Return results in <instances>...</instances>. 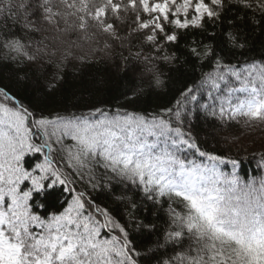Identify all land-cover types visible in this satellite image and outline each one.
I'll list each match as a JSON object with an SVG mask.
<instances>
[{"label":"snow or ice","instance_id":"1","mask_svg":"<svg viewBox=\"0 0 264 264\" xmlns=\"http://www.w3.org/2000/svg\"><path fill=\"white\" fill-rule=\"evenodd\" d=\"M117 45L143 71L105 99ZM233 125H264V0H0V264H264Z\"/></svg>","mask_w":264,"mask_h":264},{"label":"trees","instance_id":"2","mask_svg":"<svg viewBox=\"0 0 264 264\" xmlns=\"http://www.w3.org/2000/svg\"><path fill=\"white\" fill-rule=\"evenodd\" d=\"M181 43H183V41H181ZM257 49H259V42L257 43ZM127 55V49H122L119 45H117L109 56H104L103 54L98 55L97 59L100 62L97 64H92L85 71L84 74L86 77L94 76L97 79L103 77L107 84V92L105 93V99H112L113 97H115L116 99H120L117 93L122 90L123 87L130 81H133L134 79L139 80L140 74L143 71V66H138L136 69L130 68L126 73L123 71V57ZM160 70L162 72L167 73L168 67L165 65H161ZM72 72L73 68L72 66H69V79H71ZM173 75H175V73H173ZM144 83L146 86L147 79H145ZM167 99L168 97L162 93L158 94L156 92H147L146 98L142 101V103L144 107L152 108L155 107L157 104L165 103ZM194 130L202 139L207 135L209 139V144L213 143L211 139V136L213 134V128L211 125H207L203 121L197 120L196 124L194 125ZM239 132L240 129L236 128V126L233 125L227 130H216L214 134L219 140V146L224 148L226 152L230 150L235 153L237 147H239L241 150L247 149L249 152H251L254 149H259L261 147L257 141H253L252 143L247 144L245 147H242L237 144L228 143L225 141V139H223L227 137L229 133L236 134ZM241 154H243V151L241 152Z\"/></svg>","mask_w":264,"mask_h":264},{"label":"rangeland","instance_id":"3","mask_svg":"<svg viewBox=\"0 0 264 264\" xmlns=\"http://www.w3.org/2000/svg\"><path fill=\"white\" fill-rule=\"evenodd\" d=\"M234 136H240V139L237 145L245 147L247 144L257 141L260 146L264 145V125L245 127L240 129L239 133L228 134V139H231Z\"/></svg>","mask_w":264,"mask_h":264}]
</instances>
